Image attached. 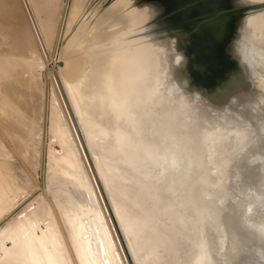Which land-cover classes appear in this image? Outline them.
<instances>
[{"label":"bare ground","instance_id":"1","mask_svg":"<svg viewBox=\"0 0 264 264\" xmlns=\"http://www.w3.org/2000/svg\"><path fill=\"white\" fill-rule=\"evenodd\" d=\"M26 2L56 78L21 4L25 17H16L15 26L20 50L9 37L0 39L1 120L39 188L0 143V264H75L41 188L77 264H131L119 228L134 264H264V256L249 255L241 240L238 210H226L227 170L252 145L251 131L238 125L223 130L219 122L203 128L207 166L193 169L192 152L166 120L186 105L188 80L173 43L151 34L158 10L109 0L99 21L81 24L87 36L79 38L71 33L83 0ZM173 101L179 104L167 107ZM190 115L184 112L183 119Z\"/></svg>","mask_w":264,"mask_h":264},{"label":"water","instance_id":"2","mask_svg":"<svg viewBox=\"0 0 264 264\" xmlns=\"http://www.w3.org/2000/svg\"><path fill=\"white\" fill-rule=\"evenodd\" d=\"M108 2L100 1L101 11ZM136 2L158 10L149 23L151 34L173 43L176 63L188 80L183 87L186 105L178 113L166 114V120L179 143L192 152L193 169L207 166L203 128L219 122L223 130L238 125L251 131L252 145L227 170L230 197L226 210H238L237 230L250 248L249 255L260 252L264 256V0ZM252 16L256 18L250 20ZM178 104L173 101L167 107ZM160 109L156 108L161 113ZM184 112L191 115L183 119ZM150 142L160 146L158 140ZM119 235L134 264L120 228Z\"/></svg>","mask_w":264,"mask_h":264},{"label":"rangeland","instance_id":"3","mask_svg":"<svg viewBox=\"0 0 264 264\" xmlns=\"http://www.w3.org/2000/svg\"><path fill=\"white\" fill-rule=\"evenodd\" d=\"M20 2L22 4L23 10L25 12L27 23H28V25L30 27L31 33L33 35V38H34V40L37 43V47L39 49V52L42 54L43 59L46 62L47 66H49L47 69L52 71L54 73V75H55V78H56V74H55L54 67H53L54 62H53L52 58L50 59L49 55L47 54V51L45 49L43 40H42V38L40 36V33L37 30V26L35 24V21L33 19L32 14H31V12L29 10L28 4H27L26 0H25L26 6H25L23 0H20ZM20 2H19V0H0V21L4 25L5 32L8 35V36H6L5 34H3L0 39H1V41H4L5 39L7 40V37H9L11 43H13L14 47L17 48V50L18 49L20 50V43L18 42L16 33H15V31H16V27L15 26H16V23H18V21L16 19L17 18L18 19H23L25 17L23 12H22V10H21ZM83 2H84V8H83V10L81 12L80 17L78 18V21L76 23L77 24L76 28L74 30H72L73 32L71 33V35H74L75 32H79L78 33V37L79 38H85L87 36L85 24L87 25V23H89V21H92V20L96 21V22L99 21V19H101L103 17L104 13H105V10H102V11L100 10V7H99L100 6L99 5L100 1L99 0H83ZM94 8H97V9L92 12V10ZM27 9H28V11H27ZM81 24H83L85 27H83V29H81L79 31V28H80ZM71 35L69 37H71ZM6 48H9V47H6ZM2 54H3V52L0 51V55H2ZM56 82H57V79H56ZM57 85H58V83H57ZM58 89H59V87H58ZM56 94H57V98H58V100H59V102H60V104H61V106L63 108V111H64V114H65V116L67 118V121H68V123H69V125H70V127H71V129L73 131V136H74L75 141H76V143H77V145H78V147H79V149L81 151L82 158H83V160L85 162V165H86V167H87V169L89 171V175H90V177H91V179H92V181L94 183V179H93V176H92V174L90 172L89 165H88V163H87V161L85 159V156H84V154L82 152V148H81L79 139L76 136L75 131L73 129L71 118L69 116L68 110H67V108H66V106L64 104V100H62L63 98H62L60 90ZM1 95L2 94L0 93V143H4L11 150V152L17 157V159L19 160L20 164L23 166L25 171L28 173L30 178L33 180V183L35 184V186L37 188H39V182H38L36 176L30 171V169L26 166L24 161L19 156V154H18V152H17V150L15 148V145L13 144V142H14L13 138H11V136H9L7 132H5V129H4V126H3L2 120H1V116L4 114L3 107H4L5 104L2 103L3 96H1ZM97 177H98V175H97ZM98 180H99V177H98ZM99 186H100V188L102 190V194H103V196L105 198L107 207H108V209H110L109 208V203H108V201L106 199V196L104 194V191H103V188H102L100 180H99ZM38 192H41L45 196V198L49 201L51 207L53 208L55 216H56V218H57V220H58V222L60 224L61 230L63 231L64 238H65V240L67 242L69 251H70L71 256L73 258V261H74L75 264H77V261L75 259V256H74L73 252H72L71 246L69 244L68 238L66 237V235L64 233V230H63L59 215L57 213V210H56V208H55L50 196H48L46 194V192L42 188L39 189ZM107 219L109 221L108 216H107ZM109 224H110V221H109ZM110 226H111V224H110ZM111 229H112V226H111ZM115 239H116V237H115ZM120 239H121V237H120ZM121 242L123 244L122 239H121ZM123 246H124V244H123ZM118 249H119V251L122 254V251H121L119 246H118Z\"/></svg>","mask_w":264,"mask_h":264}]
</instances>
